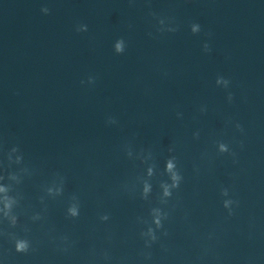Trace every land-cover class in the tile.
<instances>
[{"label": "clouds", "instance_id": "clouds-1", "mask_svg": "<svg viewBox=\"0 0 264 264\" xmlns=\"http://www.w3.org/2000/svg\"><path fill=\"white\" fill-rule=\"evenodd\" d=\"M41 11L44 14H48L49 13V9L47 7L42 8ZM76 30L78 32L87 31V25H79ZM173 31H176V29H173ZM191 31H192L193 34L199 33L201 31L200 25L198 23H193L191 25ZM203 48H204V51H206V52L211 50L208 43H205L203 45ZM124 51H125L124 40L122 38L118 39L116 41V43H115V52L117 54H122ZM81 83L83 84L84 81H81ZM88 83L89 84H94L95 83V78L92 77V76H89ZM216 83L217 84L224 83L225 85H228V84H230V81L228 79H225L224 77L221 76V77H218L216 79ZM228 97H229V100L231 101L232 94L229 93ZM237 128L242 131L241 126L239 124H237ZM13 150L15 151L16 149H13ZM221 151H227V149H226V147L224 145H221ZM174 169H175L174 163L172 162V160H169L167 162V165H166V171H167V173L170 174L171 184L161 183L160 187L163 189V196L160 199L161 203H167V200L164 199V198H170L172 196V194H173L172 190L173 189H178L180 184H181V182H182V180H183L182 175L178 171H175ZM151 174H152L151 169H149V175H151ZM0 191H5V189L0 188ZM49 191H51V190H49ZM151 191H152V186L149 183L145 182L144 186H143V191L141 193V198L144 199V200H147L148 199V194ZM227 194H228V190L227 189H223L222 190V195H227ZM230 203H232V201H224V207L227 208ZM5 207L10 209L11 208V203H6ZM150 212H151V216H152V223L156 226V229H163L164 225L162 223V220H166L168 218V213L163 212L158 207L151 208ZM68 213H69V216L71 218H76V217H78L80 215V210H79L78 206L73 205V206H71L68 209ZM231 214L232 213L230 212V215ZM34 219H40V217L37 216ZM100 219L102 221H107V220H109V215H107V214L102 215L100 217ZM12 223H13V225H15V223H16L15 217L12 218ZM163 234L167 235V232L165 231ZM0 235H5V234L4 233H0ZM140 235L142 237L143 236H148L150 238V240H146L145 241V246L146 247H151V244L156 242L157 239H158V237L156 235V230H154L152 227H148L147 232H143L142 231L140 233ZM64 239H66V237ZM12 240H14V247H15V251L17 253H28L29 252V250L31 248V244L29 243L28 240L15 239L14 237L12 238Z\"/></svg>", "mask_w": 264, "mask_h": 264}]
</instances>
